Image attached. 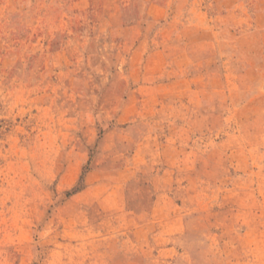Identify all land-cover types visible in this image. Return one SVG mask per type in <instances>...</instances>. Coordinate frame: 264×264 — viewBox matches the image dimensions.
<instances>
[{
  "label": "rangeland",
  "instance_id": "1",
  "mask_svg": "<svg viewBox=\"0 0 264 264\" xmlns=\"http://www.w3.org/2000/svg\"><path fill=\"white\" fill-rule=\"evenodd\" d=\"M0 264H264V0H0Z\"/></svg>",
  "mask_w": 264,
  "mask_h": 264
},
{
  "label": "trees",
  "instance_id": "2",
  "mask_svg": "<svg viewBox=\"0 0 264 264\" xmlns=\"http://www.w3.org/2000/svg\"><path fill=\"white\" fill-rule=\"evenodd\" d=\"M78 188H75V190H77Z\"/></svg>",
  "mask_w": 264,
  "mask_h": 264
}]
</instances>
